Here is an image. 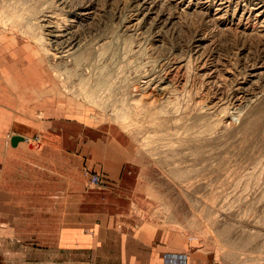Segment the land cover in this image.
I'll return each mask as SVG.
<instances>
[{"label":"rangeland","instance_id":"1","mask_svg":"<svg viewBox=\"0 0 264 264\" xmlns=\"http://www.w3.org/2000/svg\"><path fill=\"white\" fill-rule=\"evenodd\" d=\"M145 1L0 0V147L51 149L54 196H112L137 243L264 264V0ZM46 16L78 32V59Z\"/></svg>","mask_w":264,"mask_h":264},{"label":"crops","instance_id":"2","mask_svg":"<svg viewBox=\"0 0 264 264\" xmlns=\"http://www.w3.org/2000/svg\"><path fill=\"white\" fill-rule=\"evenodd\" d=\"M16 135L23 136L11 138ZM25 144L0 147V264H97L98 253L104 264H165V253L175 252L167 250L164 239L148 236L145 240L154 242L143 245L142 236L137 243L115 231L112 206L117 203L110 195L86 192L79 183L72 198L54 196L53 160L46 157L52 150ZM65 175L61 186L69 190ZM39 235H45L42 246Z\"/></svg>","mask_w":264,"mask_h":264},{"label":"bare ground","instance_id":"3","mask_svg":"<svg viewBox=\"0 0 264 264\" xmlns=\"http://www.w3.org/2000/svg\"><path fill=\"white\" fill-rule=\"evenodd\" d=\"M150 3V2H149ZM147 4V0L143 3H141L138 7L139 10ZM63 5V4H61ZM65 5V4H64ZM65 7L62 6L61 9ZM68 7V6H66ZM65 7V8H66ZM261 7V6H260ZM74 9V8H73ZM79 9V8H78ZM76 10V9H75ZM146 10V9H145ZM138 11V10H137ZM58 12V11H57ZM142 12V11H141ZM81 15V14H80ZM52 16V12H51ZM51 16H46L44 18V26L46 28V37L50 44V47L54 48V50L57 52L56 54L59 55L63 59H74L77 57L78 54L81 52V49L83 50V40L78 34V32L72 31L68 25L67 26H61L58 22H55L52 20ZM82 16V15H81ZM54 17V16H53ZM42 20V19H40ZM42 21V22H43ZM62 22V21H61ZM70 23V22H69ZM42 26V25H41ZM40 26V27H41ZM45 37V35H44ZM43 37V38H44ZM42 38V39H43ZM45 40V39H44ZM46 42V43H48ZM46 45V44H45ZM48 45V44H47ZM48 47V46H47ZM46 50V47H45ZM49 50V48H48ZM54 51V52H55ZM50 53V52H47ZM80 55V54H79ZM74 61V60H73ZM80 61V59H79ZM77 63V62H76ZM253 73V72H252ZM251 75V74H250ZM253 75V74H252ZM255 75V74H254ZM156 78V77H155ZM157 79V78H156ZM161 79V78H160ZM159 79V80H160ZM153 82V81H152ZM159 82V81H158ZM166 82V81H165ZM161 83V82H160ZM243 89V88H242ZM245 90V89H244ZM239 91V90H238ZM240 98V97H239Z\"/></svg>","mask_w":264,"mask_h":264},{"label":"built area","instance_id":"4","mask_svg":"<svg viewBox=\"0 0 264 264\" xmlns=\"http://www.w3.org/2000/svg\"><path fill=\"white\" fill-rule=\"evenodd\" d=\"M101 181V177L98 175L92 178L93 184H99ZM165 264H188V257L183 253H167L165 255Z\"/></svg>","mask_w":264,"mask_h":264},{"label":"water","instance_id":"5","mask_svg":"<svg viewBox=\"0 0 264 264\" xmlns=\"http://www.w3.org/2000/svg\"><path fill=\"white\" fill-rule=\"evenodd\" d=\"M23 139H24L23 136H19V135L13 136L11 139L12 145H17L19 141H22Z\"/></svg>","mask_w":264,"mask_h":264}]
</instances>
